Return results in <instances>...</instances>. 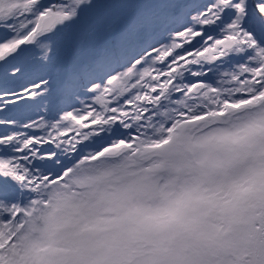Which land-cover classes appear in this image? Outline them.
Here are the masks:
<instances>
[{"label": "snow or ice", "instance_id": "obj_1", "mask_svg": "<svg viewBox=\"0 0 264 264\" xmlns=\"http://www.w3.org/2000/svg\"><path fill=\"white\" fill-rule=\"evenodd\" d=\"M0 264H264V0H0Z\"/></svg>", "mask_w": 264, "mask_h": 264}]
</instances>
